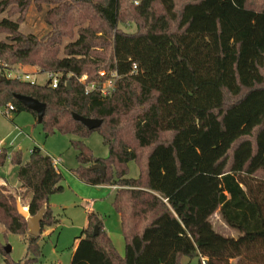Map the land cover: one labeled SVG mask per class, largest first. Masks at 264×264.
<instances>
[{
  "label": "trees",
  "instance_id": "trees-1",
  "mask_svg": "<svg viewBox=\"0 0 264 264\" xmlns=\"http://www.w3.org/2000/svg\"><path fill=\"white\" fill-rule=\"evenodd\" d=\"M67 1L53 12L56 22L47 19L50 32L40 39L21 34L16 21L0 20L10 34L9 42L0 41L1 60L61 73L57 87L1 76L0 106L11 103L15 113L29 111L39 123L14 94L45 103L39 123L45 136L78 138L70 141L78 162L73 173L90 185L117 187L112 204L123 256L102 218L88 211L69 264H179L182 256H199L198 264L202 258L264 264V8L249 9L247 0ZM8 3L1 1L0 11ZM129 3L133 32L119 28ZM71 25L77 37L62 47ZM111 73L117 78L109 95L85 92L84 74L90 83ZM73 113L102 123L89 129ZM93 131L108 149L104 158L83 141ZM7 153L2 148L0 166ZM10 157L19 188L0 186V224L24 235L18 197L29 196V216L43 213L40 233H28L23 264H34L42 230L58 222L50 197L64 189L63 178L37 145L24 162L20 151ZM130 161L139 167L137 178L127 177ZM93 164L105 166L104 177ZM216 212L236 237L213 228Z\"/></svg>",
  "mask_w": 264,
  "mask_h": 264
},
{
  "label": "rangeland",
  "instance_id": "rangeland-1",
  "mask_svg": "<svg viewBox=\"0 0 264 264\" xmlns=\"http://www.w3.org/2000/svg\"><path fill=\"white\" fill-rule=\"evenodd\" d=\"M9 3L0 11V20L8 18L19 24L21 34H33L38 39L50 32L51 27L47 25V19L52 23L56 22L60 16L54 15L63 4L67 5V0H24L26 7L20 9L16 5V0ZM136 5L138 0H130ZM75 8H80L75 6ZM127 8L122 14L123 18L119 28L123 31L133 32L136 29L131 21L132 5L126 4ZM246 7L260 11L264 8V0H247ZM65 35L62 37V47L77 37L78 27L71 25L64 29ZM9 32L0 27V41L9 42ZM61 55V53H60ZM1 60V59H0ZM8 67L22 69L24 72L31 73L32 78H36L38 84L46 82L44 73H37V68L21 63L9 64L1 60ZM1 70V69H0ZM105 71V70H104ZM2 74V73H1ZM106 75V73H105ZM100 76V75H99ZM87 75H83V81H86ZM105 80V79H104ZM96 86H103L104 81H93ZM3 108V107H2ZM71 139H78L74 134H62L55 132L45 136L41 124L35 121L34 116L29 111L20 113L12 112L6 115L0 109V145L7 149L8 153L20 151L22 160H27L34 145L39 146L42 152L58 157L62 160V165L58 169L62 174L64 189L61 192L54 193L50 197V206L53 214L58 219L55 226L45 227L41 232L39 240L41 253L34 264H69L76 242L81 230L87 224V212L90 210L98 214L112 242L120 254H124V237L120 226L119 216L117 215L112 200L115 190L111 187L90 185L80 180L72 171L78 166L76 159V150L71 145ZM83 141L91 149L95 157L104 158L108 154L107 147L103 144L102 138L98 132L93 131ZM139 176V167L135 161L127 163V177L137 178ZM17 178V165L12 164L10 160H5L0 166V186L6 190L15 193L19 182ZM115 189L117 188L114 186ZM29 196L20 194L18 197V207L26 211ZM213 228L220 234L236 237L237 231L224 224L218 212L210 218ZM29 238L28 230L24 235L15 234L6 230L0 224V264H23L26 261L27 240ZM9 245L11 250L7 253L4 247ZM199 256L192 258L182 256L179 264H198ZM5 260H8L7 262Z\"/></svg>",
  "mask_w": 264,
  "mask_h": 264
},
{
  "label": "built area",
  "instance_id": "built-area-1",
  "mask_svg": "<svg viewBox=\"0 0 264 264\" xmlns=\"http://www.w3.org/2000/svg\"><path fill=\"white\" fill-rule=\"evenodd\" d=\"M133 68H136V66L133 65ZM0 69H1L0 70V77L2 76V77H6L8 79H17V80H21V81H28L31 83H37L36 78H32L31 73L24 72L20 68L13 70L12 68L8 67L5 63H3L1 60H0ZM44 74L46 75V81L48 80L52 87H57V85L59 83V79L61 77V73L48 71V72H45ZM99 75L105 76L104 71H100ZM116 78H117V74L111 73L110 76L105 77L103 86H100V85L96 86L94 83L85 84L83 81V76L81 77L80 80L83 84H85V92L86 93H88L89 91H92V90H97L102 95L106 96V95H109L113 91ZM0 109L6 115L11 114L15 110L14 105L11 103H7L4 106H0ZM2 148L3 147L0 145V154L2 153ZM10 158H11L10 153H7L6 159L10 160ZM51 162L54 166L59 164V160L57 158H53V159L51 158ZM201 263L205 264L204 258L201 259Z\"/></svg>",
  "mask_w": 264,
  "mask_h": 264
},
{
  "label": "water",
  "instance_id": "water-1",
  "mask_svg": "<svg viewBox=\"0 0 264 264\" xmlns=\"http://www.w3.org/2000/svg\"><path fill=\"white\" fill-rule=\"evenodd\" d=\"M14 97L23 105L25 106L28 110L33 111L36 113L37 121L40 123L42 121L43 115L46 110V104L43 102L38 101L37 99L27 96V95H22V94H14ZM73 118L77 121H80L83 125H85L89 129H96L98 128L102 120L97 119V118H88V117H83L81 115H78L76 113L72 114ZM90 168H97L100 171V174L102 177L105 176V166L101 164H93L90 166ZM27 209V208H26ZM18 211L26 217L27 219V227H28V233L31 236H36L40 233L41 231V226H40V221L42 219V212L37 213L34 216H29L28 214V209L26 211L20 209L18 207ZM94 234L97 233V227L95 226L94 228ZM4 250L7 253H10V246L6 245L4 247Z\"/></svg>",
  "mask_w": 264,
  "mask_h": 264
},
{
  "label": "crops",
  "instance_id": "crops-1",
  "mask_svg": "<svg viewBox=\"0 0 264 264\" xmlns=\"http://www.w3.org/2000/svg\"><path fill=\"white\" fill-rule=\"evenodd\" d=\"M3 147V146H2ZM4 148V147H3ZM51 157V156H50ZM52 159L53 158H57L58 160H59V164L58 165H56L55 166V168L58 170V171H60L59 169H58V167H59V165H62V160L60 159V158H58V157H54V156H52L51 157ZM8 160V159H7ZM25 160H22V162H24ZM19 182V181H18ZM19 186V185H18ZM97 186H104V187H111L112 189H114L115 190V187L114 186H110V185H97ZM19 188V187H18ZM115 193V192H114ZM27 208V207H26ZM90 211V210H89ZM118 215V214H117ZM119 216V215H118ZM119 221H120V218H119ZM225 224V223H224ZM106 230V229H105ZM108 233V232H107ZM110 236V235H109Z\"/></svg>",
  "mask_w": 264,
  "mask_h": 264
}]
</instances>
